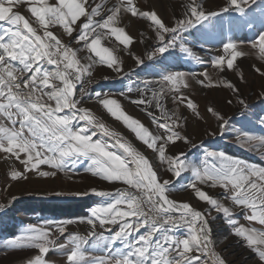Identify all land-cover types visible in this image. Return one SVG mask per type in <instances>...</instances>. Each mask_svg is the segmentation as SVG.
Masks as SVG:
<instances>
[{"label":"snow or ice","instance_id":"1","mask_svg":"<svg viewBox=\"0 0 264 264\" xmlns=\"http://www.w3.org/2000/svg\"><path fill=\"white\" fill-rule=\"evenodd\" d=\"M253 3L255 0H228L217 12L206 11L199 0H187L182 16L174 17V23L169 25L155 7L141 8L134 0H0V22L6 24L0 26V153L23 166V171L13 169L10 178L24 180L28 178L26 173L32 171L41 177L55 178L58 172L72 171L87 161L86 173L102 182L122 185L114 192L90 187L86 192L69 193L104 199L88 210L87 218L51 222L56 224L60 236L67 233L64 243L50 239V228L36 226H29L24 234L9 241L13 246L38 250L26 264H55L46 259L51 251L64 254L65 264H228L215 249L210 219L215 220L216 216L210 217L208 209L199 210L189 202L171 198L176 190L173 180L163 178L144 152L110 130L84 106L88 98H94L106 114L130 130L161 165H166L167 173L179 178L190 172L193 178L179 187L191 189L195 198L222 215L231 228L230 234L240 238L255 254L257 264H264V167L207 148L198 163L188 160L183 151L169 152V147L177 142L196 147L182 131L187 117L181 108L190 110L194 118L203 119L199 105L185 93L191 87L189 79L202 88L230 89L247 109L237 85L226 78L214 81L207 72L200 73L199 79L196 73L169 72L162 74L159 81H143V87L136 89L139 98L131 102L145 105L152 124L162 130L159 134L127 114L112 94L90 88L96 83L92 76L97 64L107 66L118 76L126 75L123 60L116 54L118 49L104 43L114 38L125 49L133 43L126 29L118 26L122 13L150 22L158 47L147 53L148 60L165 53L171 57L170 50L178 47L201 62L181 33L221 13L235 11L245 15L246 6ZM22 7L29 16L22 14ZM247 26L252 27L250 23ZM56 28L61 30L59 34L54 31ZM223 50L226 55L212 60L214 68L221 72L225 67L235 70L238 58L252 55L259 62V66L252 65L254 71L264 77V31L249 42L248 51L232 40L223 44ZM81 51L88 55L80 57ZM130 54L137 65L145 63L142 56ZM240 79H244L243 73ZM127 91L133 89L129 87ZM258 97L264 100V84ZM168 99L175 111L166 107ZM151 106L159 110V117L147 111ZM206 111L219 122V132L223 134L229 121L212 104L206 106ZM260 123L264 125V117H260ZM236 143L264 157V134L239 130ZM41 165L52 170L42 171ZM203 185L219 188L223 199L206 192ZM15 199L11 197L12 201ZM4 207L0 204V209ZM237 209L245 213L247 221L257 222L260 227L238 226L234 218ZM75 222L89 226L86 235L68 232V226ZM98 228L102 231L98 232ZM180 228L186 229L182 237L175 234ZM104 229L109 235L104 234ZM97 249L107 250L108 254L90 255L91 250Z\"/></svg>","mask_w":264,"mask_h":264},{"label":"rangeland","instance_id":"2","mask_svg":"<svg viewBox=\"0 0 264 264\" xmlns=\"http://www.w3.org/2000/svg\"><path fill=\"white\" fill-rule=\"evenodd\" d=\"M134 2L141 8L152 5L165 23L171 25L174 23V17L182 16L183 5L187 0H134ZM199 3L204 6L206 11L219 12L227 5L228 0H199ZM19 10L26 17L30 15L23 7ZM249 23L252 25L251 28L247 26ZM0 26H6V24L0 22ZM118 26L124 27L126 32L133 37V43L129 46L130 51L115 42L114 38L104 43L106 46L118 49L116 54L123 60V71L126 75L118 76L107 66L97 64L93 75L98 81V86L104 87V90L97 89L96 92L112 94L120 101L127 114L139 119L150 131L159 134L162 130H157L152 124L151 118L146 114L145 105L131 102L139 98L136 89L143 87V81H159L162 74L169 72L196 73L198 79L202 78L199 76L200 73L207 72L214 81L221 78L231 80L240 89L241 98L248 104L247 109L237 102L236 94L230 89L225 87L202 88L195 80L189 79L191 87L185 90V93L199 105L203 119H196L191 115L190 110L186 111L181 108L180 111L187 117V124L182 131L191 138L196 147L177 142L175 146L169 147V152L183 151L188 160L198 163L203 159V151L207 148L224 151L249 164L264 167V157L256 151H249L246 147L242 148L236 143L239 130L248 131L257 136L264 134V125L260 123V117H264V100L258 97L261 85L264 84V77L256 73L252 67L253 64L259 66V62L255 60L254 56L249 55L237 59L235 70H228L225 67V70L221 72L212 66V60L215 57L226 55L223 44L229 40L236 42L245 51H248L249 42L258 39L259 33L264 31V0H255V3L246 6L245 15L235 11L221 13L211 20L205 21L203 25H197L187 32L181 33L187 45L201 58V62L191 59L178 47L170 50L173 53L171 57L165 53L162 56L158 55L153 60H148L147 53L158 47L150 22L141 18H131L129 14L122 13ZM54 31L59 34L61 30L56 28ZM64 39L66 40L67 37ZM73 46L75 47V45ZM130 53L142 56L145 63L137 65L134 55ZM78 55L85 57L88 53L81 51ZM240 73H243V80L240 79ZM105 76L109 79H103ZM129 87L133 89L130 93L127 91ZM153 87L158 88L159 85H153ZM121 92L125 95L121 96ZM150 95L151 93H149V97ZM88 99L91 102L88 107L110 130L119 133L138 150L144 152L163 178L173 180L176 190L172 195L179 202H189L199 210L208 209L210 217L216 216L215 220L210 219L215 249L222 254L228 264H257L255 254L244 246L240 238L230 234L231 228L222 215L209 209L206 202L195 198L191 189L185 190L179 187L180 184H187L193 178L190 172L183 173L179 177L180 179L175 180L176 177L165 171L166 165H161L156 155L138 141L130 130L106 114L94 98ZM228 100H232V103H227ZM209 104L218 108L229 121L227 130L223 134L219 132V122L206 111V106ZM166 107L170 111L176 110L171 99L167 100ZM147 111L153 112L157 117L161 115L154 106L148 107ZM212 133L216 134L212 135ZM87 163L84 161L78 164L72 171L58 172L55 178L41 177L32 171L26 173L27 179L12 180L10 172L13 169L23 171V166L19 161L9 159L6 154L0 153V204L5 205L3 209H0V264H26L29 258L38 254V250L35 248L13 246L8 243L15 237L24 234L29 226L50 228V239L56 240L57 243H64L67 233L65 236H60L56 224L51 222H61L67 219L79 221L80 218H87L88 210L104 199L93 194L77 196L69 193L86 192L90 187L114 192L116 188L122 187L119 183L102 182L90 173H86L84 169L87 167ZM40 167L42 171L52 170L47 165ZM201 187L209 194L217 195L223 199L219 188H210L207 185ZM57 192L64 193V195H56ZM13 196L16 197L14 201L11 200ZM224 202L228 205L231 204L230 201ZM83 209L88 212L87 215L76 216L82 214ZM234 218L238 221V226L260 227L257 222L247 221L245 213L238 209L235 210ZM107 227L116 228L117 226L109 225ZM88 230L89 226L86 223L75 222L68 226L69 233L76 232L86 235ZM97 231L102 230L98 228ZM103 231L106 236L109 235L107 229ZM185 233L186 230L176 231L175 234L182 237ZM119 246V244L116 245V247ZM107 254V250L90 251V255L97 257ZM46 259L55 262V264H65L66 256L60 252L51 251L46 255Z\"/></svg>","mask_w":264,"mask_h":264},{"label":"built area","instance_id":"3","mask_svg":"<svg viewBox=\"0 0 264 264\" xmlns=\"http://www.w3.org/2000/svg\"><path fill=\"white\" fill-rule=\"evenodd\" d=\"M92 79H94V80L96 81V83L92 84V85L90 86V88H91V90H92L93 92H96L97 89H98V81H97L96 77H94V75L92 76ZM185 230H186V229L180 228V229H178L177 231H185Z\"/></svg>","mask_w":264,"mask_h":264},{"label":"crops","instance_id":"4","mask_svg":"<svg viewBox=\"0 0 264 264\" xmlns=\"http://www.w3.org/2000/svg\"><path fill=\"white\" fill-rule=\"evenodd\" d=\"M84 51H82V53H83ZM79 54V53H78ZM104 87H101V86H98V90H104L103 89ZM89 100L90 99H87V100H85V103H84V106H86V107H88V106H90V103L91 102H89ZM89 108V107H88ZM177 179H180V178H176L175 180H177ZM174 180V181H175ZM171 198H174V199H176V197H174L172 194H171ZM177 200V199H176ZM178 202H179V200H177ZM88 213V212H87ZM213 229V228H212Z\"/></svg>","mask_w":264,"mask_h":264},{"label":"trees","instance_id":"5","mask_svg":"<svg viewBox=\"0 0 264 264\" xmlns=\"http://www.w3.org/2000/svg\"><path fill=\"white\" fill-rule=\"evenodd\" d=\"M78 208H80V207H78ZM84 214L87 215V211L83 209L82 214H78L76 216H81L82 217V216H85Z\"/></svg>","mask_w":264,"mask_h":264},{"label":"bare ground","instance_id":"6","mask_svg":"<svg viewBox=\"0 0 264 264\" xmlns=\"http://www.w3.org/2000/svg\"><path fill=\"white\" fill-rule=\"evenodd\" d=\"M229 242H230V240H229ZM229 242H228V243H229Z\"/></svg>","mask_w":264,"mask_h":264}]
</instances>
